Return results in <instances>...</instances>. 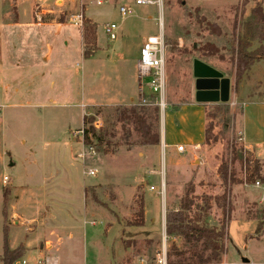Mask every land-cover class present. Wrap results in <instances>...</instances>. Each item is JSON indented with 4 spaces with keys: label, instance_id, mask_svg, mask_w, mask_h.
<instances>
[{
    "label": "rangeland",
    "instance_id": "374dc122",
    "mask_svg": "<svg viewBox=\"0 0 264 264\" xmlns=\"http://www.w3.org/2000/svg\"><path fill=\"white\" fill-rule=\"evenodd\" d=\"M124 2L97 6L91 0L57 4L54 0H0V264L4 226L9 249H26L14 264H38L46 256L59 264L153 262L166 236V210H178L187 189L193 203L191 218L205 197L211 200L207 225L220 228L225 224L224 253L220 261L210 264H264V184L246 181L255 157L245 147L239 128V102L264 99V61L240 73L235 84L233 51L251 13L261 9L264 15V0H162L161 10L134 6L132 16L122 17L119 6ZM38 4L43 10L39 25L35 21ZM81 6L84 20L78 28L71 17ZM111 23L119 27L115 40L105 33ZM161 30L166 108L163 116L160 110L156 116V107L143 106L146 122L152 125L148 134L157 131L159 135L158 144H143L136 126L116 118L115 109L137 104L141 94L154 101L147 79L140 86L136 62L143 43ZM175 41L178 50L173 52ZM86 51L91 53L87 57ZM192 59L210 62L230 79L227 114L213 104L204 113L189 110L183 115L184 104L195 101ZM129 97L135 101L119 105ZM90 117L92 123L84 122ZM259 119L250 118L247 132H256ZM97 123L99 129L94 127ZM83 126L102 135L101 144L90 137L94 154L82 138L74 136ZM161 127L164 137L176 136L183 144H187L186 136L201 134V128L204 137L192 156L187 152L170 156ZM65 140L74 149L77 142L83 146L77 158L56 146ZM233 148L241 149L248 163L234 160ZM185 158L189 160L182 171ZM259 159L264 165V159ZM222 163L241 182L228 185L226 213L213 201L227 187L218 172ZM88 170H96V175H86ZM44 180L43 189L51 188L54 195L27 196L17 202L13 187L28 184L35 190ZM43 191L38 194L42 196ZM146 202L150 207L147 218ZM141 212L144 225L133 226ZM165 241L168 253L172 244L180 250L192 244L178 236H166Z\"/></svg>",
    "mask_w": 264,
    "mask_h": 264
},
{
    "label": "trees",
    "instance_id": "16d2710c",
    "mask_svg": "<svg viewBox=\"0 0 264 264\" xmlns=\"http://www.w3.org/2000/svg\"><path fill=\"white\" fill-rule=\"evenodd\" d=\"M244 35L242 38L236 40V45L233 46V51L236 59V70L234 73L235 84L238 83V78L240 73L248 70L256 62L264 61V15L261 9L253 11L247 21L244 24ZM253 44H257L256 48L252 51H249L250 47ZM173 52L178 50L177 42L173 43ZM91 53L88 51L84 52L85 57L89 56ZM154 110L159 113V108L157 106ZM217 109L223 111L227 114L229 112L228 104H218ZM145 108L143 106H138L132 104L128 108L118 107L115 109L116 118L120 121L131 123L136 126L139 133L140 140L143 144H158L159 135L156 132L153 135H149L152 125L146 122V116L144 113ZM84 122L92 123V118H88ZM91 134V135H90ZM90 137H93L98 144H101L103 139L100 132H97L90 126L85 130L84 142L86 145H90ZM233 159L239 160L241 164L248 163L249 159H243L241 149L236 150L233 148ZM254 166L251 170L246 181H255L258 183L264 184V175L261 174V167L258 160H254ZM218 172L220 177L224 181L225 188L224 193L219 196H215L214 204L226 213V209L229 206L228 198V185L229 184H238V182L231 174L228 169L227 164L222 163L219 166ZM240 181V180H239ZM247 183V182H246ZM190 188V184H189ZM189 189L187 193L182 197L180 201V206L178 210L167 209L166 210V236H178L186 239L187 241L192 240V244L188 246L185 250L178 249L174 244L171 245L170 251L167 254L168 261L170 259H175L176 263L179 264H210L211 262L220 261V256L224 253V241H225V224H222L220 228L216 226H208L207 220L208 215L211 211V205L209 199L202 197L201 205L195 207L194 217H190L192 213V201L189 199ZM7 190L3 193V205H6ZM94 200H97L93 196ZM200 212V213H199ZM3 217L6 219V211L2 212ZM262 215V224L264 223V208L261 212ZM143 212L140 214L139 222L135 223L133 226H143ZM258 226V230H261V226ZM132 226V224L130 225ZM7 227H3V255L2 262L3 264H14L15 261L21 259L24 255L25 249L23 246H19L14 250H10L7 243ZM200 244V246H199ZM209 251V254L205 258V252Z\"/></svg>",
    "mask_w": 264,
    "mask_h": 264
},
{
    "label": "built area",
    "instance_id": "2783aa9c",
    "mask_svg": "<svg viewBox=\"0 0 264 264\" xmlns=\"http://www.w3.org/2000/svg\"><path fill=\"white\" fill-rule=\"evenodd\" d=\"M114 0H91L92 3H94L97 6H101L103 4H109L112 3ZM54 2L57 4L60 2V0H54ZM162 0H125L123 4L119 6V13L122 17H129L134 14V6H157L159 9H162ZM41 12H40V11ZM42 5L38 4L37 10L35 12V21L37 25L41 24L42 19ZM78 12V13H77ZM71 17V23L81 28L84 20V13L82 6L80 7L79 11ZM44 13V12H43ZM119 27L115 23H111L105 26V33L108 35V37L111 40L116 39V33L118 31ZM137 78L140 82V86H142V81L144 79H147V88L149 89L151 95L153 96L154 101L149 102L147 101L143 95L141 94L140 100L137 102L138 106H157L160 110L161 116H163V112L166 108L165 103V91H166V79H165V39L164 34L162 30L160 33L156 36H150L147 38V40L143 43V46L140 51V58L137 61ZM101 126L100 123L95 124V128L99 129ZM86 127H82V130H75L74 136L78 138H82L83 144L84 142V135ZM87 149L94 154V150L90 147V145ZM165 147V146H164ZM196 149H199V147H196ZM177 152L183 153L184 152V146L179 145L176 148ZM80 158L83 159L82 155H79ZM88 176H95L96 170H88L86 173ZM6 181L7 178H4ZM256 185L258 186L259 183L256 182ZM164 188L165 184L164 181H161V190L160 195H164ZM150 190L153 191L154 187L151 186ZM166 237V236H165ZM164 241L156 253V256L154 258L153 262H146L144 260H140L137 263H131V264H170L167 258L168 250L166 241ZM38 264H58L55 260H49V259H43L39 260L37 262ZM22 264H26L25 261H22Z\"/></svg>",
    "mask_w": 264,
    "mask_h": 264
},
{
    "label": "crops",
    "instance_id": "0c3cea01",
    "mask_svg": "<svg viewBox=\"0 0 264 264\" xmlns=\"http://www.w3.org/2000/svg\"><path fill=\"white\" fill-rule=\"evenodd\" d=\"M44 60H46V58H44ZM200 60L202 62L208 64L209 66L213 67L214 69L218 70L219 72H221L224 75V77L228 78L225 75V73H223L218 68L214 67L210 62H208L206 60H203V59H200ZM192 61H193V59H192ZM257 63H259V62H257ZM136 70H137V62H136ZM191 73H192V68H191ZM136 74H137V71H136ZM231 89L232 88H230V95H231V92H232ZM148 91H149V89H148ZM193 92L195 93V91H193ZM192 96L194 97V94L193 93H192ZM263 100L264 99L258 98V99H252V100H248V101L247 100H244V101H240L239 102L240 105L242 106L241 113H240V116L242 118V121L239 122V128H240V134L242 136L241 139L244 142L245 147L247 149H249L251 151V153L254 155L255 159L258 160V162L260 163L261 169H262V174L264 175V165H263L261 159H259V158L264 159V139L261 138V137H264L263 134H262V133H264V122L261 121L262 118L260 117V116H262V114L260 115V112L263 109L262 106L264 107ZM133 101H135V99L133 97H129L128 98V101H125V102H123L122 104H119V105H123V104H127V103L130 104ZM210 105H213V103H199L196 100L193 101V100L190 99L187 103L184 104V106L181 109H183V111H184L183 115H186V111H189V110L192 111V112H194L195 114H201V113H204L205 112V108L207 106H210ZM214 105H217V104H214ZM109 106H112V105H109ZM113 106H118V105L117 104H113ZM1 109H2V107H0V110ZM252 116H255L256 118H258V117L260 118L258 121H256L257 122L256 123V128L257 129H256V132L255 133L247 132V127L249 125V120H250V118ZM182 117H184V116H182ZM182 117H181V119H182ZM260 121H261V124H260ZM200 130H201V134H200V132H196L194 134V137L193 138H191L190 136H186V143L187 144H185V143L183 144V143H181L180 140L177 139L176 136H171L169 139L167 137H164V130L162 131V127H161V133H162V136L161 137H162V140H163V143H164L165 148L167 146L166 143H165V140H167L168 147L170 148V152H169L170 156L171 155L172 156L180 155L179 152H177V150L175 148L178 144H183L182 146H184V152H183L184 154H186V152H187V154L189 156H192L194 153H196V150L195 149H196V147H199V145H200L199 140H200V142H202L203 137H204V128H203V131H202V128ZM76 145H77V147H76V149H74V147L72 148V144L70 142H68L67 140L63 141L62 143L61 142H57L56 143V146L58 148L64 149V151H67L68 155H71V156H73L75 158H77L78 157V154L81 152V150H83V146L81 144H79L77 142ZM77 150H80V151H77ZM29 151H30V153L34 154V148L32 146H29ZM75 152H77L76 155H74ZM188 160H189L188 158H185L184 159V161H185V163H184L185 164V168H182V171L186 169V167H187L186 166V163H188ZM34 163H36V160L35 159H34L33 164ZM8 166L10 167L12 165H8ZM177 172H178V170H177ZM168 182L169 183H173L172 180H170ZM46 183H47V181L44 180L42 182V184L39 185L38 189H35V190L34 189H31L29 187L31 185L28 186V184H23L21 186H19V185L17 186L16 185L15 187L12 188V191H13V193H15V195L17 196V198H19V200H17V202H19V203L21 201H24L25 198H27V196H32V197L38 196L40 198L41 197L42 198H46V196H49L50 194L51 195H54L55 194V191H52L51 192V188L48 189V192H46L43 189V188H45L44 186L46 185ZM171 186H172V184L170 185V187ZM42 191L43 192H46V193L43 194L42 196H40L38 194V192H42ZM9 194H10V191H9ZM37 200H39V198H37ZM149 209H150V207H149V205H147V202H146V204H145V216H146V218L150 216V210ZM26 220L27 221H32V220H28V219H26ZM37 223L39 225V222H37ZM49 235H53L52 231L49 232ZM24 249H25V247H24ZM25 254H26V249H25L24 255ZM44 259H49L51 261L52 260H55V261L58 262V260L56 258H53V257L46 256ZM58 264H59V262H58Z\"/></svg>",
    "mask_w": 264,
    "mask_h": 264
},
{
    "label": "water",
    "instance_id": "95a60500",
    "mask_svg": "<svg viewBox=\"0 0 264 264\" xmlns=\"http://www.w3.org/2000/svg\"><path fill=\"white\" fill-rule=\"evenodd\" d=\"M194 98L199 103L227 104L230 100L229 78L199 59L192 61ZM245 263H248L245 261Z\"/></svg>",
    "mask_w": 264,
    "mask_h": 264
}]
</instances>
